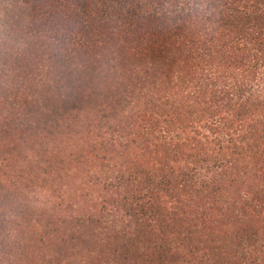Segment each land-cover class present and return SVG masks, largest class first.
<instances>
[{
    "label": "trees",
    "instance_id": "obj_1",
    "mask_svg": "<svg viewBox=\"0 0 264 264\" xmlns=\"http://www.w3.org/2000/svg\"><path fill=\"white\" fill-rule=\"evenodd\" d=\"M0 264H264V0H0Z\"/></svg>",
    "mask_w": 264,
    "mask_h": 264
}]
</instances>
